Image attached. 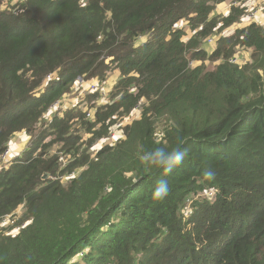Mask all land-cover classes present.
Wrapping results in <instances>:
<instances>
[{"label": "trees", "instance_id": "16d2710c", "mask_svg": "<svg viewBox=\"0 0 264 264\" xmlns=\"http://www.w3.org/2000/svg\"><path fill=\"white\" fill-rule=\"evenodd\" d=\"M222 1L19 0L0 7V155L16 133L43 123L32 146L0 170V219L18 220L0 229V264H264V24H244L248 11L232 39L212 35L206 51L204 38L252 5L209 18ZM240 48L251 53L239 64ZM190 59L217 64L190 68ZM113 72L110 102L49 110L78 77L101 85ZM137 108L124 136L94 155L75 146L79 131L91 132L90 141L108 139ZM56 140L74 156L59 169L60 156L43 158ZM141 146H182L187 155L165 173L141 162ZM78 165L66 184L41 179ZM206 168L216 172L212 181L203 179ZM160 179L171 191L157 201L151 192Z\"/></svg>", "mask_w": 264, "mask_h": 264}, {"label": "rangeland", "instance_id": "374dc122", "mask_svg": "<svg viewBox=\"0 0 264 264\" xmlns=\"http://www.w3.org/2000/svg\"><path fill=\"white\" fill-rule=\"evenodd\" d=\"M240 2V3H239ZM249 3L252 2V5L248 4V7L243 9V13L239 16L238 21L233 22L225 27H222L220 29V32L218 34H211L210 36H208L206 39L204 38L203 43H202V47L210 52L211 49L213 48L214 45H209L208 41H209V37L214 38V36L216 37L217 35L221 34L222 36L227 37L228 39H232L236 33L235 30L238 28L242 27V22L241 19L244 16L245 13H247L249 11V13L247 14L248 17V22L244 21V24H249L250 21L256 22L258 24H264V13L262 12V7L264 6V0L261 2H256V0H240V1H236V0H223L222 2H220L219 4H216V6L213 8V10L209 13V18L211 17H217L219 19H222L223 17L227 16L229 14V10H231L232 7L234 8H241L242 9V3ZM19 0H2L0 7L1 9L4 8H9L12 7L13 5L18 7L19 6ZM222 23H220L218 25V27L221 25ZM245 25V26H246ZM202 27H199L197 29V31L201 30ZM209 38V39H208ZM138 41L137 43L143 42L146 39V36H141L138 37ZM185 40V39H184ZM186 41V40H185ZM214 42V40H213ZM217 44V43H216ZM240 50V51H239ZM236 54L238 57H242L240 59H238L236 62L237 63H242V62H247L250 58V53H251V49H246V48H240ZM217 64V61H212V60H193L190 59L188 62V66L190 68L196 66V65H204V67L206 66L207 69H211L213 68L215 65ZM118 74L117 73H110L107 78L104 80V82L100 85L99 82L97 81V79H89L88 81L84 82L80 79V77H78L75 81V83L73 84V89L70 91V93H67V95L62 99V101L60 103H55L52 105V107L49 108V110H54L55 107H58L61 110L66 109L67 107H72L74 105H77L79 107H86L88 104L94 103L93 101L96 100L97 104L100 103H108L111 101V95H112V89L117 81ZM88 92V93H87ZM98 92V94L96 95V97L94 96L93 93ZM90 95V96H89ZM93 100V101H92ZM89 109L86 112V116L88 118H92L93 117V111H95L94 105L88 107ZM140 112H141V108H137L135 111H132V113L130 114V117H125L123 118L122 121H117L114 124V127L112 128V130L110 131V135L108 137V139H104V138H98L94 141H90V136H91V132H86V131H79V133L83 136L82 141L78 142L75 146H81V148H85L86 151L89 152L90 155H94L95 151L99 148L100 145L104 144L106 142V140L111 141L109 143L114 142L116 139L123 137V132H122V128L126 125L131 123L134 119L138 118L140 116ZM89 114V115H87ZM51 118V114H49V111H47L45 113V122H48ZM41 123L36 125L35 130L32 133H27L25 131H21L16 133V135L12 136V140L8 143V146L6 148V150H8L7 154L1 153L2 155H0V170L1 169H6L10 166V161L14 158V157H20L27 149H29L32 144L33 141L35 139V137L37 135H39L41 133V129L43 128V126H41ZM52 138V137H51ZM50 137L46 138L43 143H48L49 139H51ZM104 142V143H103ZM63 145L62 141L60 140H56L54 142H50L47 146L48 149L46 150V154L43 156V158L45 160L48 159H52L53 155H58L60 156V158L58 159L60 161V163H57L56 166L59 169V167L64 166L65 163H70L71 159L74 158L73 155H71L70 152H72V150L68 151L67 148H61ZM55 162V161H54ZM84 165H78V167L73 168L70 171H66L62 174V172H59L57 174L54 173V175H50L48 171L44 172L47 174L46 178L43 179L41 177V179L44 181L46 179H52L54 181H59L61 184H66L68 181V177L70 176H75L77 174V172L79 170L83 169ZM78 169V171H77ZM76 170V171H75ZM72 171V172H71ZM62 174V175H61ZM25 211L24 205L21 204L18 207L17 213L19 214V217L22 215V213ZM17 219V216L15 217L14 220H11L10 216H5L3 218L0 219V229H2V231L5 233L6 231H10L12 230V227L14 224L17 223V221H15ZM19 219V218H18ZM17 230V229H16Z\"/></svg>", "mask_w": 264, "mask_h": 264}, {"label": "clouds", "instance_id": "9594fccd", "mask_svg": "<svg viewBox=\"0 0 264 264\" xmlns=\"http://www.w3.org/2000/svg\"><path fill=\"white\" fill-rule=\"evenodd\" d=\"M213 40L208 41L209 45H213ZM140 160L148 167H156L162 169L165 173H172V171L180 166L187 155V150L182 146H177L174 148H164L156 147L152 150H145L143 146L140 149ZM203 179L205 181H212L216 172L212 168H206L202 173ZM170 185L166 179H160L156 182L152 192L151 197L154 200L160 201L165 199L170 193ZM191 209H188L185 215H190Z\"/></svg>", "mask_w": 264, "mask_h": 264}, {"label": "built area", "instance_id": "2783aa9c", "mask_svg": "<svg viewBox=\"0 0 264 264\" xmlns=\"http://www.w3.org/2000/svg\"><path fill=\"white\" fill-rule=\"evenodd\" d=\"M212 40H213V39L210 38V39H209V42H211ZM87 115H89V114H87ZM7 152H8V150H5L4 153H3V155H4V154H7Z\"/></svg>", "mask_w": 264, "mask_h": 264}, {"label": "water", "instance_id": "95a60500", "mask_svg": "<svg viewBox=\"0 0 264 264\" xmlns=\"http://www.w3.org/2000/svg\"><path fill=\"white\" fill-rule=\"evenodd\" d=\"M46 176H47V174H46V173H44V174L42 175V178H43V179H45V178H46Z\"/></svg>", "mask_w": 264, "mask_h": 264}, {"label": "crops", "instance_id": "0c3cea01", "mask_svg": "<svg viewBox=\"0 0 264 264\" xmlns=\"http://www.w3.org/2000/svg\"><path fill=\"white\" fill-rule=\"evenodd\" d=\"M261 1H263V0H256V2H258V3L261 2Z\"/></svg>", "mask_w": 264, "mask_h": 264}]
</instances>
